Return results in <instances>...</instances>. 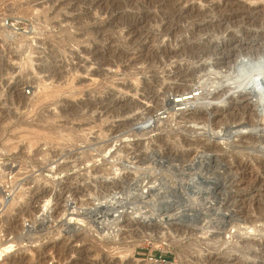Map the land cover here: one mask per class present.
I'll return each instance as SVG.
<instances>
[{
  "label": "rangeland",
  "instance_id": "1",
  "mask_svg": "<svg viewBox=\"0 0 264 264\" xmlns=\"http://www.w3.org/2000/svg\"><path fill=\"white\" fill-rule=\"evenodd\" d=\"M260 54L264 0H0V262L264 264Z\"/></svg>",
  "mask_w": 264,
  "mask_h": 264
},
{
  "label": "bare ground",
  "instance_id": "2",
  "mask_svg": "<svg viewBox=\"0 0 264 264\" xmlns=\"http://www.w3.org/2000/svg\"><path fill=\"white\" fill-rule=\"evenodd\" d=\"M20 6L19 5H16V6H12V7H10V9L11 10H20V9H18ZM24 12V11H23ZM261 55V54H260ZM257 58H259L258 60H257V62L255 63V64H257V65H260V64H262V63H264V54H262L261 56H259V57H257ZM254 63H252V64H254ZM264 79V76H262L261 74H258V75H256L255 76V78L253 77V78H251L250 79V81H249V83L247 84V85H245L242 89H241V91H239L238 92V94H236V95H242V97H243V95H250V97H247V99L248 98H250L251 99V103L253 102V103H261L260 102V96H257V94H259L258 92H260L261 91V89H262V86L263 85H261V83H263V80ZM201 84H203V83H201ZM199 86V85H198ZM198 90V88H195V91H197ZM262 90H264V88L262 89ZM194 91V92H195ZM198 93V92H197ZM235 95V96H236ZM195 96V97H194ZM194 98H197L196 97V94H190V92H187V93H181V94H179V95H177V96H174L173 97V99L171 100V101H169V103L171 104V105H173L174 107H176L175 109H177V110H179V109H183V108H185L186 106H188V105H190L191 103H192V101L194 100ZM245 98V97H244ZM253 98V99H252ZM232 101V100H231ZM250 101V100H249ZM238 102V101H237ZM250 103V102H249ZM227 105V104H226ZM264 110V109H263ZM249 111V110H248ZM263 112V111H262ZM263 118H264V112H263ZM257 133H258V135L259 136H261L262 138H264V127H262L261 129H256L255 130ZM216 135V134H215ZM215 135L213 136V137H215ZM255 135V134H254ZM218 136V135H217ZM258 136V137H259ZM264 141V140H263ZM206 158V157H205ZM209 158V157H208ZM202 161L201 160H199V164L201 163ZM196 169V168H195ZM196 175V174H195ZM192 181H191V183L193 182V180H194V177H192V179H191ZM195 181V180H194ZM195 184H199V183H196L195 182ZM157 185V183L155 182V181H152V183L151 184H149V185H147V190H153L154 188H155V186ZM187 188V187H186ZM192 188V187H191ZM184 190H185V188H183ZM199 189V188H198ZM200 190V189H199ZM146 191V190H145ZM153 192V191H152ZM209 192V191H208ZM192 194H193V192H191ZM194 194H198V192H194ZM190 197H192V196H190ZM217 197V196H216ZM198 197H195V199H197ZM116 201V200H115ZM124 202V201H123ZM112 203V202H111ZM118 203V202H117ZM178 203V202H177ZM130 204V203H129ZM213 204V203H212ZM113 205V204H112ZM182 205V204H181ZM44 206H46V205H44ZM110 206V205H109ZM99 207V206H98ZM166 207V206H165ZM164 207V208H165ZM219 207V206H218ZM44 208V207H43ZM185 208V207H184ZM197 208H198V206H197ZM226 208V207H225ZM126 209V208H125ZM204 209V208H203ZM219 209V208H218ZM112 214L110 215L111 216V218H112V220L113 219H117L118 218V216L120 215V212L121 211H119V208H112ZM205 211V210H204ZM203 211V212H204ZM216 211V210H215ZM181 212H183L182 210H181ZM227 212V211H226ZM245 212V211H244ZM244 212H242L241 211V213H244ZM177 213V212H176ZM210 213H211V211H210ZM214 213V212H213ZM212 213V214H213ZM219 213V212H218ZM74 213H71V214H68V215H66L65 216V223L69 226V227H73V225H74V223H75V225L77 226V228L79 227V226H81L82 225V222H83V219L82 218H79L78 216H77V214H74ZM185 214V213H184ZM198 215V214H197ZM201 215V214H200ZM216 215V214H215ZM132 216V215H131ZM230 216V215H229ZM185 217V216H184ZM224 218L225 217V215L224 214H220V215H217V218ZM232 217H234V216H232ZM235 217H236V215H235ZM110 218V219H111ZM229 218V217H228ZM244 218V217H243ZM242 218V219H243ZM109 219V220H110ZM205 219V218H204ZM209 219V218H208ZM230 219V218H229ZM229 219H227V220H229ZM238 219V218H237ZM240 219V218H239ZM159 220H160V218H159ZM161 220H162V218H161ZM226 220V219H225ZM227 220H226V222H227ZM231 220V219H230ZM229 220V221H230ZM233 220V219H232ZM235 220V219H234ZM245 220V219H244ZM111 221V220H110ZM114 221V220H113ZM219 221V220H218ZM239 221V220H238ZM241 221V220H240ZM116 222V221H115ZM225 222V221H224ZM235 222V221H234ZM229 223V222H228ZM231 223V222H230ZM239 223V222H238ZM243 223V222H242ZM109 224V223H108ZM116 224V223H115ZM189 225V224H188ZM239 225V224H238ZM250 226L248 225L247 227H245V229H248ZM81 228V227H80ZM251 228V227H250ZM242 230V229H241ZM252 231V230H251ZM28 232V231H27ZM30 232V231H29ZM243 233V232H242ZM245 233H248V232H245ZM234 234V233H233ZM233 234H231V236L233 235ZM229 235H230V233H229ZM234 236H235V234H234ZM233 236V237H234ZM249 236V235H248ZM22 237V236H21ZM239 237V236H238ZM18 238H19V236H18ZM8 242V241H7ZM5 244V243H4ZM3 248H4V250H3V248H1V250H0V261L2 260L3 261V259H11L14 255L13 254H15V253H17V249L15 248V245L13 244V243H9V244H7L6 246H2ZM16 249V250H15ZM2 250H3V253H2ZM132 251V250H131ZM248 255V254H247ZM2 258V259H1ZM243 262V261H242ZM0 264H3V263H1L0 262ZM10 264V263H9Z\"/></svg>",
  "mask_w": 264,
  "mask_h": 264
},
{
  "label": "trees",
  "instance_id": "3",
  "mask_svg": "<svg viewBox=\"0 0 264 264\" xmlns=\"http://www.w3.org/2000/svg\"><path fill=\"white\" fill-rule=\"evenodd\" d=\"M165 256H167V255H165Z\"/></svg>",
  "mask_w": 264,
  "mask_h": 264
}]
</instances>
